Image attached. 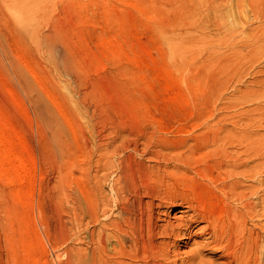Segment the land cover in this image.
I'll return each mask as SVG.
<instances>
[{
	"label": "rangeland",
	"instance_id": "obj_1",
	"mask_svg": "<svg viewBox=\"0 0 264 264\" xmlns=\"http://www.w3.org/2000/svg\"><path fill=\"white\" fill-rule=\"evenodd\" d=\"M175 1L0 0V264L66 263L78 234L85 242L113 211L118 171L108 161L154 166L165 185L184 188L192 178L213 184L176 158L247 156L259 174L243 183L264 181V0L244 12ZM240 136L251 143L246 156ZM84 137L112 153L82 161ZM175 164L179 180L165 170ZM85 183L112 210L77 233ZM165 200L160 212L173 220L179 208Z\"/></svg>",
	"mask_w": 264,
	"mask_h": 264
},
{
	"label": "bare ground",
	"instance_id": "obj_2",
	"mask_svg": "<svg viewBox=\"0 0 264 264\" xmlns=\"http://www.w3.org/2000/svg\"><path fill=\"white\" fill-rule=\"evenodd\" d=\"M256 1L184 0L180 4L192 10H217L228 5L245 11L246 6L250 9L254 7ZM19 8L14 5L9 11L16 20H26V15ZM237 139L241 147L246 142L243 152L246 156L249 148H252L249 146L251 143L246 136ZM108 149L109 145L102 139L84 137L77 147V156L82 157V161L88 154L91 157L96 153L107 158L106 154L112 153ZM113 149V153L121 151L120 146H114ZM243 159L239 155L234 157L224 154L212 159L210 163L198 165L191 164L185 158H176L175 162L188 167L194 175L196 173L208 178L213 184L211 186L198 182V185L193 186L192 178L190 185L188 182L184 188L165 185L166 174L157 178L152 172L154 166L143 163L135 166L124 161H119L114 166L108 161V167H114L118 171L115 173L117 180L109 189L113 195V211L109 213L108 220L105 218L104 222L99 223L100 216L110 208L112 210L111 205H107L109 196L107 198L104 194L107 201L102 204L97 200L101 191L88 183L84 184L82 188L87 194L84 193L85 200L77 199L74 208L77 233L85 220L87 224L97 222L100 227L98 230H90L85 242L80 234L75 235L76 246L67 251L68 259L64 264H264V181L252 184L259 170L254 171L248 167L250 163L247 156ZM166 168L172 179L179 180L178 171L181 168L177 164L171 168V172ZM259 169L260 172L264 171V166ZM246 180L252 183H243ZM163 199H166L164 203H171L179 208L172 217L173 220L166 219L170 212H160V209L169 207L163 206ZM196 227L199 228L198 235L193 234ZM194 236L202 240L192 242L190 248L181 250L180 242L188 246ZM208 254L213 256L207 258Z\"/></svg>",
	"mask_w": 264,
	"mask_h": 264
}]
</instances>
